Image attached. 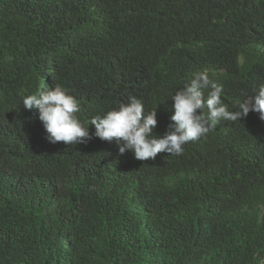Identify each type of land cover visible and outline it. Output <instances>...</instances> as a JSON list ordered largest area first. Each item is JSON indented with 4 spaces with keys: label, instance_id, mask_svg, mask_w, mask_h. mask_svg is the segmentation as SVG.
<instances>
[{
    "label": "trees",
    "instance_id": "1",
    "mask_svg": "<svg viewBox=\"0 0 264 264\" xmlns=\"http://www.w3.org/2000/svg\"><path fill=\"white\" fill-rule=\"evenodd\" d=\"M205 70L229 110L255 95L264 0H0V264H264L259 113L137 160L50 143L22 106L59 84L86 122L136 96L163 136L170 97Z\"/></svg>",
    "mask_w": 264,
    "mask_h": 264
},
{
    "label": "clouds",
    "instance_id": "2",
    "mask_svg": "<svg viewBox=\"0 0 264 264\" xmlns=\"http://www.w3.org/2000/svg\"><path fill=\"white\" fill-rule=\"evenodd\" d=\"M222 92L223 87L210 79L207 70L195 73L170 97L174 101L173 123L163 136L154 134L158 124L157 109L146 112L142 100L136 96H130L127 103L94 115L86 122L78 118L81 108L76 98L59 84L40 90L38 94L22 96V106L28 110L38 109L39 120L50 143L73 145L96 137L115 141L120 155L131 151L137 160H155L161 152L183 154L187 143L206 136L221 120L236 122L251 111L259 113L264 120V83L254 90V96L240 102L236 110H229L222 100ZM85 124L94 126L95 132L90 133V127Z\"/></svg>",
    "mask_w": 264,
    "mask_h": 264
}]
</instances>
